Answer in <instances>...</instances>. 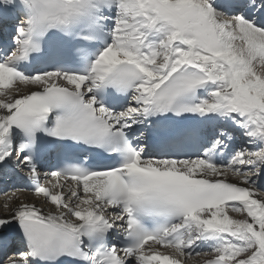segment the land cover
<instances>
[{
  "label": "snow or ice",
  "instance_id": "obj_1",
  "mask_svg": "<svg viewBox=\"0 0 264 264\" xmlns=\"http://www.w3.org/2000/svg\"><path fill=\"white\" fill-rule=\"evenodd\" d=\"M8 176L0 264H264V0H0Z\"/></svg>",
  "mask_w": 264,
  "mask_h": 264
},
{
  "label": "bare ground",
  "instance_id": "obj_2",
  "mask_svg": "<svg viewBox=\"0 0 264 264\" xmlns=\"http://www.w3.org/2000/svg\"><path fill=\"white\" fill-rule=\"evenodd\" d=\"M17 196L20 197V199H23V200H27V201H35L36 198L32 195H27V194H23V193H20V192H16L15 193ZM9 196L12 195L11 194H8ZM7 199V197L5 195L3 196H0V205H3V203L5 202V200ZM38 203V201H36Z\"/></svg>",
  "mask_w": 264,
  "mask_h": 264
}]
</instances>
